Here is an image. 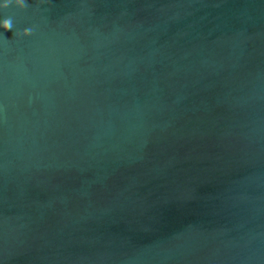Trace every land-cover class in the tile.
Masks as SVG:
<instances>
[{
  "label": "water",
  "instance_id": "obj_1",
  "mask_svg": "<svg viewBox=\"0 0 264 264\" xmlns=\"http://www.w3.org/2000/svg\"><path fill=\"white\" fill-rule=\"evenodd\" d=\"M5 18L0 264H264V0Z\"/></svg>",
  "mask_w": 264,
  "mask_h": 264
},
{
  "label": "clouds",
  "instance_id": "obj_2",
  "mask_svg": "<svg viewBox=\"0 0 264 264\" xmlns=\"http://www.w3.org/2000/svg\"><path fill=\"white\" fill-rule=\"evenodd\" d=\"M27 0H5V2L0 5V8L8 9L10 6H15L21 10H23L26 6ZM13 24L11 18H5L2 22H0V28L4 29L5 31L12 30ZM32 34L31 29H26L23 32L24 37H28Z\"/></svg>",
  "mask_w": 264,
  "mask_h": 264
}]
</instances>
